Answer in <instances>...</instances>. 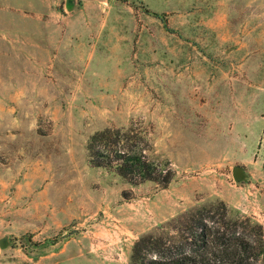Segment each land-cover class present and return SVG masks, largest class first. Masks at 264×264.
Wrapping results in <instances>:
<instances>
[{
  "label": "rangeland",
  "instance_id": "rangeland-1",
  "mask_svg": "<svg viewBox=\"0 0 264 264\" xmlns=\"http://www.w3.org/2000/svg\"><path fill=\"white\" fill-rule=\"evenodd\" d=\"M66 2L0 0V264H129L218 202L264 225V0ZM106 130L169 186L94 168Z\"/></svg>",
  "mask_w": 264,
  "mask_h": 264
},
{
  "label": "trees",
  "instance_id": "trees-1",
  "mask_svg": "<svg viewBox=\"0 0 264 264\" xmlns=\"http://www.w3.org/2000/svg\"><path fill=\"white\" fill-rule=\"evenodd\" d=\"M112 133L106 130L91 138L88 151L94 168L110 171L131 186H169L174 179L171 168L150 160L142 150L127 148L128 132L121 136L117 131L116 137ZM121 142V149L110 150ZM217 204L190 209L171 220L174 226L163 227V233L141 236L129 264H264V225L224 202Z\"/></svg>",
  "mask_w": 264,
  "mask_h": 264
},
{
  "label": "water",
  "instance_id": "water-1",
  "mask_svg": "<svg viewBox=\"0 0 264 264\" xmlns=\"http://www.w3.org/2000/svg\"><path fill=\"white\" fill-rule=\"evenodd\" d=\"M77 0H67L66 2V8L68 11H73L76 8ZM232 176L234 179V182L236 183H243L246 182L249 178V175L247 174V171L242 166H235L232 169ZM12 246L11 237L4 236L0 239V248L3 250H6Z\"/></svg>",
  "mask_w": 264,
  "mask_h": 264
}]
</instances>
